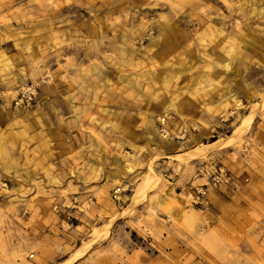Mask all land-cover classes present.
<instances>
[{
  "label": "rangeland",
  "instance_id": "obj_1",
  "mask_svg": "<svg viewBox=\"0 0 264 264\" xmlns=\"http://www.w3.org/2000/svg\"><path fill=\"white\" fill-rule=\"evenodd\" d=\"M0 264H264V0H0Z\"/></svg>",
  "mask_w": 264,
  "mask_h": 264
},
{
  "label": "built area",
  "instance_id": "obj_2",
  "mask_svg": "<svg viewBox=\"0 0 264 264\" xmlns=\"http://www.w3.org/2000/svg\"><path fill=\"white\" fill-rule=\"evenodd\" d=\"M38 103V85L32 82H25L17 90V95L13 100V107L18 111H26ZM231 176L224 171L223 168H219L217 173L210 177V184L212 187H217L222 183H228L231 181ZM204 195L203 188L197 190V193L193 197V202L195 204H200ZM76 203V199L73 200ZM57 209V206L54 207ZM34 255H30L33 257Z\"/></svg>",
  "mask_w": 264,
  "mask_h": 264
},
{
  "label": "bare ground",
  "instance_id": "obj_3",
  "mask_svg": "<svg viewBox=\"0 0 264 264\" xmlns=\"http://www.w3.org/2000/svg\"><path fill=\"white\" fill-rule=\"evenodd\" d=\"M225 66L228 69V71L231 70L229 64H226ZM17 82H18L17 79L10 80V83H11L12 86H14ZM227 101L230 104H232L233 106H235L237 109L241 106L240 99L237 96L228 95L224 99V102H227ZM224 102L220 105V109H221L222 112L226 111V106H225ZM174 108L176 110V107H175V105L173 103H169V104L166 105V109L167 110L174 109ZM21 117H24V116H21ZM161 121L164 122V119L161 118ZM189 124H193V121L189 120ZM203 136H204V134L200 133V137H203ZM181 209H184V208H181ZM173 211H174L173 208H171L169 212H173ZM60 249L62 250L63 248H60Z\"/></svg>",
  "mask_w": 264,
  "mask_h": 264
},
{
  "label": "crops",
  "instance_id": "obj_4",
  "mask_svg": "<svg viewBox=\"0 0 264 264\" xmlns=\"http://www.w3.org/2000/svg\"><path fill=\"white\" fill-rule=\"evenodd\" d=\"M129 236V235H128ZM183 242V244H184V241H182Z\"/></svg>",
  "mask_w": 264,
  "mask_h": 264
}]
</instances>
